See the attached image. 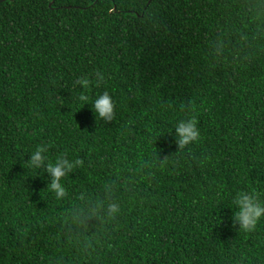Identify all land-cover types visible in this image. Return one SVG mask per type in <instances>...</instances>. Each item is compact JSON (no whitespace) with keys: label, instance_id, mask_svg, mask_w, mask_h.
<instances>
[{"label":"trees","instance_id":"trees-1","mask_svg":"<svg viewBox=\"0 0 264 264\" xmlns=\"http://www.w3.org/2000/svg\"><path fill=\"white\" fill-rule=\"evenodd\" d=\"M193 115L201 139L178 151ZM38 145L84 160L62 200L27 163ZM253 190L264 202V0H0V264H264V218L233 227ZM108 199L118 214L93 211Z\"/></svg>","mask_w":264,"mask_h":264},{"label":"clouds","instance_id":"clouds-1","mask_svg":"<svg viewBox=\"0 0 264 264\" xmlns=\"http://www.w3.org/2000/svg\"><path fill=\"white\" fill-rule=\"evenodd\" d=\"M96 85L105 79L103 73L97 71L95 73ZM81 86L84 90L80 93L78 100L87 104L89 96L86 94L89 90L92 81L87 77H81L75 82ZM171 107V105H169ZM181 110L185 109V105L181 104ZM93 111L96 114V118L105 121L112 122L116 118V104L107 91L98 96L93 103ZM194 111V108L192 109ZM176 132V144L178 151L184 150L188 145L197 143L201 139V133L198 128V120L193 115L185 120H181L175 128ZM48 147L44 145H38L36 150L30 155L28 160L29 167L40 169L43 168L51 177V181L48 185V189L55 193L57 200H62L67 197L68 192L66 187L62 184V180L68 174L72 173L74 169L82 167L84 160L81 158L69 159L66 153H61L55 162L48 161L46 153ZM167 157L161 161V166L166 164ZM106 189L111 192L109 186H105ZM261 194L253 190L250 192L239 191L232 199V204L237 209L233 212L232 220L233 227L239 226V231L244 233H251L255 231L258 223L264 218V202L260 199ZM105 203L107 208L105 210ZM95 212H105L110 217H114L120 212V205L118 202L108 200H100L97 202Z\"/></svg>","mask_w":264,"mask_h":264}]
</instances>
